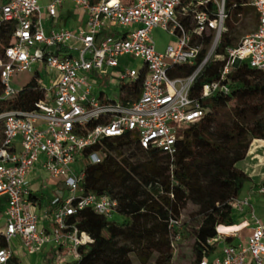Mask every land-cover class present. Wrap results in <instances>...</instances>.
Returning <instances> with one entry per match:
<instances>
[{"label":"built area","instance_id":"2783aa9c","mask_svg":"<svg viewBox=\"0 0 264 264\" xmlns=\"http://www.w3.org/2000/svg\"><path fill=\"white\" fill-rule=\"evenodd\" d=\"M66 1L49 0L48 19H56ZM70 1L81 24L46 29L40 0H1L0 20L13 29L0 50V264H23L12 262L15 246L25 254L48 251L49 264H72L78 247L92 242L71 217L85 207L110 217L117 206L115 197L86 192L82 185L85 165L102 158L88 151L97 141L132 132L142 147L172 154L181 129L206 112L200 100L229 92L233 70L245 63L264 72V0L241 4L253 11L254 28L221 52L217 47L231 17L226 0ZM179 14L189 20L183 24ZM158 26L175 40L163 51L150 34ZM211 60L222 61L217 76L193 94L194 80ZM176 64L193 69L169 76ZM33 68L32 88L39 94L33 106L9 108L21 89L11 87V76ZM95 70L120 83L140 80L139 93L126 103L120 96H97ZM33 178L39 179L35 188ZM258 191L264 194V183ZM247 204V198L231 202L239 210ZM248 253L255 263L264 261V222L258 219L245 240L192 264H244Z\"/></svg>","mask_w":264,"mask_h":264},{"label":"trees","instance_id":"16d2710c","mask_svg":"<svg viewBox=\"0 0 264 264\" xmlns=\"http://www.w3.org/2000/svg\"><path fill=\"white\" fill-rule=\"evenodd\" d=\"M245 1L226 0L231 8L229 31L217 52L236 43L232 23L238 13L248 10L241 5ZM178 18L183 24L189 20L180 14ZM12 29L0 20V50L9 44ZM221 64L211 60L204 66L193 82V94L217 76ZM192 69L193 65L176 64L167 73L185 76ZM229 77L228 93H212L200 100L206 112L183 127L172 154L142 147L132 132L104 137L88 149L101 152L102 158L85 165V191L109 194L117 199V206L110 217L90 207L71 217L78 230L93 239L78 247L79 258L72 264H131L130 253L140 264L153 257L157 264H171L173 242L187 236L193 238L194 261L215 252L220 244L217 226L234 224L231 202L249 180L236 163L246 156L254 138L264 139V72L243 63ZM32 86L33 82L22 87L7 106L31 108L39 95ZM119 89L126 103L139 93L140 80L121 82ZM232 240L230 236L222 239L224 243ZM42 261L49 264L46 256Z\"/></svg>","mask_w":264,"mask_h":264},{"label":"crops","instance_id":"0c3cea01","mask_svg":"<svg viewBox=\"0 0 264 264\" xmlns=\"http://www.w3.org/2000/svg\"><path fill=\"white\" fill-rule=\"evenodd\" d=\"M48 2L49 0H40V14L43 12L42 19H45L46 21V24L43 25L46 29L52 26L75 28L79 24H81L82 17L80 16L78 10L74 8L71 1L68 2L66 1L67 3L65 2L58 9V15L56 19L54 20L48 19L47 17ZM67 5L69 6L68 8L66 7ZM93 91L97 96L111 97L110 94H108L109 92L107 91V89L102 87L101 85L95 86ZM118 96H120V92ZM236 165L239 168L243 169L249 176V180L245 183L242 191L240 192V195L237 198V199L247 198L248 204L245 205L240 210L233 209L234 220H235L234 224L231 225L219 224L217 226L216 239L220 240V244L217 248H220L222 245L227 244L222 241L224 236L233 237V240L230 243L233 244L239 243L245 240V238L251 231V228L255 225V219L264 222V194L258 191V187L260 186V184L264 183V139L254 138L250 142L246 156L242 160L237 162ZM31 184L33 188L37 187L39 184V179L33 178ZM15 252H17L18 255L17 254L15 255ZM46 254H49L48 251L46 250H43L42 252L37 254L39 260L42 261L44 256H46ZM13 255H14V259H12V262L20 261L23 264H33V262L26 263L24 261L25 259L23 260V258H25L26 256L27 258L35 257V254H25L18 246L14 247ZM261 263H264V261H262Z\"/></svg>","mask_w":264,"mask_h":264},{"label":"rangeland","instance_id":"374dc122","mask_svg":"<svg viewBox=\"0 0 264 264\" xmlns=\"http://www.w3.org/2000/svg\"><path fill=\"white\" fill-rule=\"evenodd\" d=\"M70 1V0H68ZM67 1V2H68ZM66 2V3H67ZM1 4V0H0ZM67 8L69 7L68 5L66 6ZM43 13V12H42ZM41 13L42 17L43 14ZM253 13L251 10H246L242 13L241 16H237L236 20L233 21V26L235 27L234 33L236 35L234 41H238L241 36L246 34L247 32L251 31L254 28L255 25V19L253 18ZM43 24H46L45 19H42ZM105 33H109L108 30L104 29ZM151 38L155 43V47L159 51H163L165 46L167 44H173L174 43V37L169 35V33L162 29L161 27H155L151 31ZM141 61L139 59H133L132 64L133 66H138ZM120 63H126L125 58L120 59ZM33 69H26L22 71H15L13 75L10 78V85L13 89L18 90L26 85H29L32 83V80L34 79V73ZM43 76V72H41ZM91 75L94 77L95 85H101L102 87L106 88L107 91L109 92L110 96L114 99H118L119 96V83L120 81L118 79L111 78L109 76V73L106 74H99L96 70L91 73ZM183 129V128H182ZM181 129V131H182ZM179 132V134L181 133ZM46 193L47 190L45 189ZM178 239V238H177ZM192 246H193V238L191 236H187L185 238L178 239L173 242V247H172V253H173V258L171 260V264H175L178 261L182 260V264H192L194 262V257L192 255ZM18 255L17 252H15V255ZM39 254V253H37ZM35 254L34 258L28 257L23 258V260L27 262H33V264H44L43 261H40L38 258V255ZM46 258L49 259V254H46ZM130 260L131 264H140L138 261V258L134 253H130ZM70 259V257H68ZM33 260V261H31ZM37 261V262H36ZM146 264H157L154 260V257L149 260ZM244 264H255L253 262V259H251L250 254L248 253L246 255V262ZM264 264V263H261Z\"/></svg>","mask_w":264,"mask_h":264}]
</instances>
